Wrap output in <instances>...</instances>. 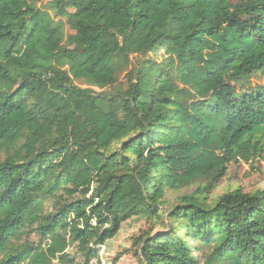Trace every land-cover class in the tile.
Instances as JSON below:
<instances>
[{
	"label": "trees",
	"instance_id": "1",
	"mask_svg": "<svg viewBox=\"0 0 264 264\" xmlns=\"http://www.w3.org/2000/svg\"><path fill=\"white\" fill-rule=\"evenodd\" d=\"M45 1L0 0V264H91L197 184L140 260L264 264V192L206 203L264 153V0Z\"/></svg>",
	"mask_w": 264,
	"mask_h": 264
},
{
	"label": "rangeland",
	"instance_id": "2",
	"mask_svg": "<svg viewBox=\"0 0 264 264\" xmlns=\"http://www.w3.org/2000/svg\"><path fill=\"white\" fill-rule=\"evenodd\" d=\"M46 0L45 2H47ZM66 30L68 35L76 34V27L72 23H67ZM67 47L75 48L74 43H68ZM82 86L81 83H78ZM85 87V86H82ZM119 144H115L113 149H118ZM4 158L0 155V161ZM206 182H203V184ZM199 188V184L193 187H183L179 189H167L164 197V204L158 208L159 218L150 217L148 215H140L133 217L122 225L118 235L108 241L106 246L101 248L99 259H95L91 264H144L137 255V237L139 236H158L168 233L172 226H176L169 218V213L179 205L182 198L192 195ZM236 189H242L245 193L254 194L264 192V153L260 160L245 162H232L229 165L228 174L222 180L221 184L207 196L206 203L213 206L218 199ZM56 203L55 199L43 200L45 211H52ZM96 225V222H93ZM67 238V233L62 232ZM38 243V237L31 231H27L17 244L24 242ZM75 244H70L67 252L74 256L76 260H81ZM207 251V250H206Z\"/></svg>",
	"mask_w": 264,
	"mask_h": 264
}]
</instances>
